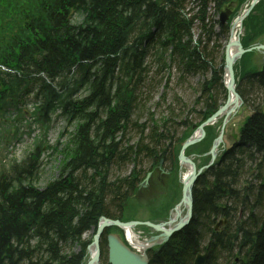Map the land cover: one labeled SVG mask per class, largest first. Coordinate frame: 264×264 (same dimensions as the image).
Instances as JSON below:
<instances>
[{
  "label": "trees",
  "instance_id": "1",
  "mask_svg": "<svg viewBox=\"0 0 264 264\" xmlns=\"http://www.w3.org/2000/svg\"><path fill=\"white\" fill-rule=\"evenodd\" d=\"M231 1L246 0H198L194 13L186 12L188 0H0V145L7 115L30 103L42 130L23 159L0 164V264H83L89 244L83 235L101 217H122L146 173L143 161L148 171L161 160L172 165L190 132L180 135L179 129L190 130L224 94L221 41L228 26L215 33L207 9L213 5L217 11ZM28 7L26 20L1 28L2 17ZM263 11L264 0L244 28ZM197 22L200 34L193 40ZM252 32L244 47L264 28ZM172 69L179 85L193 76L207 79L199 86L203 98L194 102L200 109L184 115L168 107L155 118L142 89L155 92L164 81L168 87ZM242 76L240 96H261L239 132L250 150L224 156L199 178L192 221L150 255L149 264H192L201 251L208 255L205 264H264V182L243 186L252 165L260 173L255 178L264 177V67ZM166 96L165 91L161 103ZM143 114L147 120L140 123ZM54 118L70 131L49 146L46 133ZM48 152L54 175L43 181ZM128 166L129 173L120 176ZM219 217L227 224L216 233ZM101 250V264H107L104 238Z\"/></svg>",
  "mask_w": 264,
  "mask_h": 264
},
{
  "label": "rangeland",
  "instance_id": "2",
  "mask_svg": "<svg viewBox=\"0 0 264 264\" xmlns=\"http://www.w3.org/2000/svg\"><path fill=\"white\" fill-rule=\"evenodd\" d=\"M209 14H212V10ZM250 22L245 23V38H247V35L250 36L253 35L252 31L255 30H262L264 28V11L263 15L257 16L255 15L250 17ZM253 25L255 29L253 28ZM242 32V31H241ZM194 36L200 34V29L198 27V24L194 27L193 30ZM243 36V32L241 33ZM264 42V33L260 32L259 34L256 32V38L254 39V43H263ZM263 55L259 52H252L248 55H246L238 64V66L235 68V75L237 76L236 83L238 84V88H242V81L239 80L240 75L247 71H256L259 70L260 67L263 64ZM152 70V69H151ZM174 71L171 73V79L170 84L168 87L164 88L165 81L161 84V86L157 89H155V92H150L142 89L141 92V98L144 101H147L146 98H148V103H145L146 109H149L152 114H155V118L160 117L162 113H164L168 107L172 108L174 111L176 108L182 112V114L187 115L186 110H191L195 108V100L199 99L201 100L199 86L203 83L204 79L200 76H193L190 78V80L185 83V85H179L177 83V76H173ZM147 83V82H146ZM166 91V99L164 103L160 102V96L163 92ZM151 94H150V93ZM168 97V98H167ZM222 96L218 97L219 102L222 100ZM245 101L244 104L238 108L235 112H233L229 116V123L227 124L225 128V135H238L237 130L245 126L246 121L250 118L252 114L253 107L252 105L258 104L257 100L261 99L260 95H246L244 96ZM256 99V101H253ZM174 100V101H173ZM156 105H159L158 107ZM200 109V105L196 107V110L198 111ZM189 115V114H188ZM192 120H195V116H191ZM147 116L143 114V117L139 121L140 123L146 122ZM195 122V121H194ZM198 122V121H197ZM60 126L62 128L63 125H57L55 126L48 134V140L49 143L52 145L57 140L58 132L60 129ZM220 128V122H217L213 127H210L206 130V136L202 139V141L189 148L187 150V154L193 155V159L195 163L197 164V167H201L205 165L208 160V151L211 146V143L213 139L216 137V135L219 132ZM184 129H179L180 135L184 133ZM187 131V130H186ZM185 131V132H186ZM183 132V133H182ZM178 135V137H180ZM177 137V136H176ZM227 143L225 142V146ZM26 147V144L23 146H17L18 151L21 149L22 152L24 151ZM179 150V147L176 148ZM221 149V147H219ZM18 154V153H17ZM24 152L21 153L17 159L22 158ZM221 154V153H220ZM220 154L218 156H220ZM4 153L2 151L3 157ZM196 155V156H194ZM8 161V160H6ZM43 173L41 175V179L45 181L46 179H49L51 177V174L54 175V169L52 167L54 166V161H52V165H49V159L44 156L43 158ZM142 162V161H140ZM175 168H173L172 173L169 174L167 171L169 170V165L167 163L162 166L164 170H158L153 169L151 172V176L149 177L147 183L143 185L141 189L128 201V203L125 206V216L126 218L131 219H138V220H148V221H160L162 219H165L168 217L170 211H172L173 207L179 202L181 197V185L178 178V166L176 160H174ZM132 167V166H131ZM141 169L146 172L144 175V179L146 178V174L149 173L148 169L150 165L143 161L141 165ZM52 169V172H51ZM130 167L128 166L125 170H122L123 173H121L120 176H126L129 173ZM169 172V171H168ZM41 182L39 184L42 186ZM142 232L146 235H149V230L145 228H141ZM88 234V233H87ZM90 236L86 235V238Z\"/></svg>",
  "mask_w": 264,
  "mask_h": 264
},
{
  "label": "water",
  "instance_id": "3",
  "mask_svg": "<svg viewBox=\"0 0 264 264\" xmlns=\"http://www.w3.org/2000/svg\"><path fill=\"white\" fill-rule=\"evenodd\" d=\"M257 1L258 0L253 1L249 10L245 13V16L248 14L250 9L256 4ZM227 18H228V13L221 14V23H224L227 20ZM228 47H229V44H227V46L225 48L226 51H227ZM237 51H238V55H242L246 52H251V51H262V52H264V44L254 46V47L247 49V50H244L241 47V45L238 44ZM233 60H231L230 58L229 59L226 58V70H227V74H228V78H229V83L227 85V91L229 93L233 94L235 105L230 110H227L228 100H226V103L209 120H207L204 124H202L199 127V131L201 133H202V128L204 125H206V124L210 123L211 121H213L214 119H216L223 112H225V118L228 117L230 115V113L234 111L233 109L237 107V103H238L237 101H239V96L235 92V88H234V75H233V69H232ZM204 119H205V117H204ZM225 120L223 122V125L226 122ZM200 139H201V137H199L197 139H189L185 143H183L181 150H180V153H179V156H178V160H179L180 164H183V165L187 164L189 166H192V168H193L189 179L187 180L186 183H183V185H182V196H181L180 203L178 204V206H183L184 209L186 210L185 221H183V222L180 221V223L176 227H174L173 229H170V230L163 229L162 226L164 224L154 225V224H151L148 222L143 223L144 225L154 229L155 231L161 232L162 233L161 237L163 238V242L167 241L168 238H170L173 233L179 231L181 228L186 226L188 224V222L191 220L192 211H193V199H192V193L191 192H192L193 184L195 183L196 179L200 175L202 169H200L198 172H195L194 163L191 161L190 158L184 156V151L189 146L199 142ZM221 139H222V132L219 135L218 139L214 141V143L211 147V150H210V154H211V158H212L211 161H213L215 159V149L218 146V144L221 142ZM210 164L207 167H209ZM140 224L141 223H139V222H129V223L123 224V223H120L119 221H112V220H109V219L104 218V217L101 218L100 223L96 228V231H95V234L92 238V243H91V246H93L95 249V255L91 257V259L89 260V262L87 264H97L98 263V260L100 258V247H99L100 237L102 236L105 229H107L109 227L135 226V225H140ZM167 224L169 225L170 221ZM106 242H107V262H108V264H148V262L146 261L145 258L139 257V256L133 254L132 252H130L120 242L118 236L108 235L106 237ZM206 258H207L206 255H203V256L199 255V256H197L194 264H204L206 261Z\"/></svg>",
  "mask_w": 264,
  "mask_h": 264
},
{
  "label": "bare ground",
  "instance_id": "4",
  "mask_svg": "<svg viewBox=\"0 0 264 264\" xmlns=\"http://www.w3.org/2000/svg\"><path fill=\"white\" fill-rule=\"evenodd\" d=\"M242 12L243 11L241 10L239 12V14L237 15L238 17H236L232 22V26H231V30H230V39L228 40L229 47L227 48V51H226V57L228 59L230 58L231 60L234 59L233 60V66H234V64H236L238 62V60L240 59V56H241V55H238L237 48H238V44H240L239 36H240V32L242 31V25H243ZM233 66H232V69H233ZM223 82L226 83L227 85L229 83V78H228L227 72L224 73ZM227 100H228L227 110H230L235 105L234 96L232 93L228 94ZM238 105H239V103H238ZM224 114H225V112H223L220 116H218L220 119L218 118L217 120L219 121L221 119H224ZM198 133H199V131L196 132L194 138H196L198 136L197 135ZM181 169H182L181 182L186 183L187 180L189 179L190 175H191L192 168H191V166H188V165H181ZM184 213H185V209L182 206L177 207L175 209V211L173 212V214L170 216V224L167 225L166 228L172 227L173 225H175L177 223L179 217H180V219L183 220L185 218ZM130 235H131V233H130ZM131 237H132V235H131ZM132 240H133V238H132ZM158 242H160V239L158 240ZM94 255H95V249L93 246H91L88 249L89 260Z\"/></svg>",
  "mask_w": 264,
  "mask_h": 264
}]
</instances>
